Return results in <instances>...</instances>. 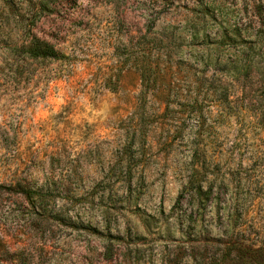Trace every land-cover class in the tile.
Returning <instances> with one entry per match:
<instances>
[{
  "label": "rangeland",
  "instance_id": "374dc122",
  "mask_svg": "<svg viewBox=\"0 0 264 264\" xmlns=\"http://www.w3.org/2000/svg\"><path fill=\"white\" fill-rule=\"evenodd\" d=\"M0 264H264V0H0Z\"/></svg>",
  "mask_w": 264,
  "mask_h": 264
},
{
  "label": "trees",
  "instance_id": "16d2710c",
  "mask_svg": "<svg viewBox=\"0 0 264 264\" xmlns=\"http://www.w3.org/2000/svg\"><path fill=\"white\" fill-rule=\"evenodd\" d=\"M27 55L32 59H50V58H56L58 54L54 50L53 47H51L48 43L40 41L38 39H34L30 45L26 49ZM144 70L141 71V81H142V87L143 91L141 93L142 96L146 94L148 89L154 85L155 77L154 79H151V69L143 68ZM197 153V152H196ZM195 153V156H196ZM199 175V171L195 168H192L189 172L188 181L186 184V187L190 188L192 191H195L197 195L202 196V186L200 182L197 180ZM21 186V185H19Z\"/></svg>",
  "mask_w": 264,
  "mask_h": 264
}]
</instances>
